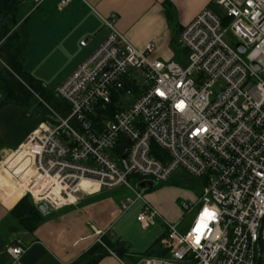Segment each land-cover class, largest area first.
Segmentation results:
<instances>
[{
  "label": "built area",
  "instance_id": "built-area-1",
  "mask_svg": "<svg viewBox=\"0 0 264 264\" xmlns=\"http://www.w3.org/2000/svg\"><path fill=\"white\" fill-rule=\"evenodd\" d=\"M42 2L35 0V9ZM211 5L182 30L185 65L152 60L154 43L139 50L118 31L116 14L103 18L107 40L57 89L69 114L40 99L52 119L20 149L31 157L21 184L37 207L59 210L79 203L82 193L124 186L135 195L127 206L144 204L137 218L144 228L165 221L170 260L264 264V0ZM229 33L244 54L225 42ZM115 99L122 110L108 117ZM118 147L123 154L115 160ZM178 170L205 183L201 197L180 204L181 221L194 215L185 232L130 183L131 177L165 183ZM83 181L90 184L84 188ZM205 210L215 216L197 233ZM26 251L21 240L7 249L14 264ZM166 262L145 257L135 264Z\"/></svg>",
  "mask_w": 264,
  "mask_h": 264
},
{
  "label": "crops",
  "instance_id": "crops-1",
  "mask_svg": "<svg viewBox=\"0 0 264 264\" xmlns=\"http://www.w3.org/2000/svg\"><path fill=\"white\" fill-rule=\"evenodd\" d=\"M63 1L43 0L35 9L34 0L30 10L21 13V20H28L33 38L24 61L31 50L35 55L33 67L43 66L42 73H62L51 82L55 88L105 43L110 31L103 18L116 14L118 31L139 50L144 51L148 44L154 43L152 60L185 65L187 52L180 44L182 30L212 6V0H69L61 7ZM83 41L85 46L81 45ZM26 68L34 73L32 68ZM34 76L53 92L46 80ZM3 98L0 87V104ZM42 123L40 116L28 114L20 106L0 105V264H14L7 249L17 240L27 247L18 264H74L100 238L113 244L122 243L128 250L124 257L110 250L98 264H122V261L135 264L151 248L155 254L150 257L164 258L166 264H193L191 259L170 260V253L162 244L167 232L165 221L158 219L150 228H144L137 220L143 202L137 200L127 206L125 200L131 197L122 195V186L102 189L91 196L82 193L79 203L42 213L44 222L34 232L13 229L15 221L11 212L26 195L21 176L31 167V157L20 149ZM8 156L19 161L14 164V158L5 160ZM6 177L15 178L16 182L10 185ZM82 185L85 188L89 184ZM160 192L146 189L144 195L165 220L178 223L179 230L185 232L188 225L185 219L181 221V212L167 205ZM164 250L168 254L162 255Z\"/></svg>",
  "mask_w": 264,
  "mask_h": 264
},
{
  "label": "trees",
  "instance_id": "trees-1",
  "mask_svg": "<svg viewBox=\"0 0 264 264\" xmlns=\"http://www.w3.org/2000/svg\"><path fill=\"white\" fill-rule=\"evenodd\" d=\"M25 1L0 0V61L2 63L0 87L4 95L0 105L14 104L20 106L28 114L34 113L40 116L42 122H45L52 119L51 113L41 103L40 99L64 116L69 114L70 106L61 101L56 94L49 91L44 82L37 79L24 65L25 53L33 43L28 20H21V12ZM29 1L32 5L34 0ZM121 105L122 103L118 104L115 99V102L109 106L108 117L122 110ZM103 118L106 119L107 117L103 116ZM96 121H100V119L97 118ZM122 148L118 147L114 152L115 155L123 154L121 153ZM189 180L195 179L189 177ZM199 181V187H204V181ZM155 188L153 189L155 190ZM11 215L15 221L13 226L15 230L21 229L34 232L44 222L42 212L34 204L30 195H25L20 200ZM102 242L105 246L100 243L96 244L74 264H98L109 254L110 250L122 257L127 254L128 249L122 243L113 244L106 238H102ZM153 254H155V251L151 248L144 254V257H150ZM166 254H168V251L164 250L162 255Z\"/></svg>",
  "mask_w": 264,
  "mask_h": 264
},
{
  "label": "rangeland",
  "instance_id": "rangeland-1",
  "mask_svg": "<svg viewBox=\"0 0 264 264\" xmlns=\"http://www.w3.org/2000/svg\"><path fill=\"white\" fill-rule=\"evenodd\" d=\"M30 7H31L30 1L26 0L24 2L21 13H23L24 15L26 11L30 10ZM225 42L231 48L235 50L237 49V44L239 43L238 40L231 33L226 35ZM30 51L28 52L27 58L24 61V65L28 67L29 69L32 68L31 70L34 71L33 73L34 75L38 76L40 79L46 80L47 83L51 86V82L55 81L56 77L62 73H42L44 70L43 66H41L39 69H37V66L33 67V64L35 62V55L33 52H30ZM51 88H53V92L56 94L58 87L55 88L54 86H51ZM127 100L132 101V96H128ZM113 158L117 160L114 153H113ZM11 159L13 160L14 164H17V162L19 161V159H15L14 156H10V157L8 156L5 158V160H8V161ZM118 163H119V166L122 167L121 163L120 162ZM6 178L10 182V185L13 182H16L15 178H12V177H6ZM199 182L200 181L196 179L190 181L189 176L186 174V172H184L183 170H178L170 177V180L168 182L157 184L155 191L157 192L162 191L160 193H162V199L164 200V202L167 205H172L173 208H177L175 211L179 213L181 212L180 204L182 201H189L193 197L195 198L201 197L203 193V187H199ZM130 183L134 187H138V178L136 177L131 178ZM121 188H123L122 195H124L125 197L130 196L131 198H135V195L131 191H129L127 188H125L124 186H122ZM181 215H182V212H181ZM193 217L194 215H189L185 218V223L188 226H190V224L192 223Z\"/></svg>",
  "mask_w": 264,
  "mask_h": 264
},
{
  "label": "water",
  "instance_id": "water-1",
  "mask_svg": "<svg viewBox=\"0 0 264 264\" xmlns=\"http://www.w3.org/2000/svg\"><path fill=\"white\" fill-rule=\"evenodd\" d=\"M237 50L241 54H244L246 52V48L242 44H238L237 45ZM253 67L256 70L259 69L258 65L255 62L253 63ZM57 97H58V95H57ZM123 161L125 163V166L127 167L126 156H123ZM138 188L141 189V190L153 189V188H155V183L152 182V181H144V182H141V183L138 184ZM38 208L44 214H47V213H49L51 211L50 208H49V206L46 205V204H44V203L43 204H40L38 206Z\"/></svg>",
  "mask_w": 264,
  "mask_h": 264
},
{
  "label": "snow or ice",
  "instance_id": "snow-or-ice-1",
  "mask_svg": "<svg viewBox=\"0 0 264 264\" xmlns=\"http://www.w3.org/2000/svg\"><path fill=\"white\" fill-rule=\"evenodd\" d=\"M214 216H215V213L210 212V211H208V210H205V212H204V216L201 217V223H200V225H199L198 227H196V229H195L196 232L199 233V232L201 231V228H203V227L206 226V225H205V220H206V219L214 218ZM197 242H198V240H197Z\"/></svg>",
  "mask_w": 264,
  "mask_h": 264
},
{
  "label": "bare ground",
  "instance_id": "bare-ground-1",
  "mask_svg": "<svg viewBox=\"0 0 264 264\" xmlns=\"http://www.w3.org/2000/svg\"><path fill=\"white\" fill-rule=\"evenodd\" d=\"M83 183H88V184H90V182H89V181H83ZM83 183H82V184H83ZM155 186H156V185H155Z\"/></svg>",
  "mask_w": 264,
  "mask_h": 264
}]
</instances>
